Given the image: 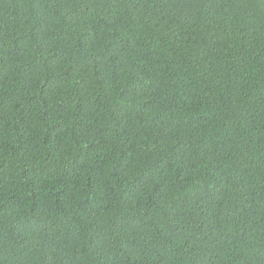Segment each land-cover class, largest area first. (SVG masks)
<instances>
[{
  "label": "trees",
  "instance_id": "16d2710c",
  "mask_svg": "<svg viewBox=\"0 0 264 264\" xmlns=\"http://www.w3.org/2000/svg\"><path fill=\"white\" fill-rule=\"evenodd\" d=\"M0 264H264V0H0Z\"/></svg>",
  "mask_w": 264,
  "mask_h": 264
}]
</instances>
